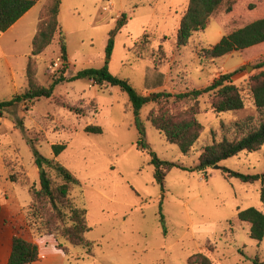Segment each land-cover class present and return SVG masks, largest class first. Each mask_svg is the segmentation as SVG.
Returning <instances> with one entry per match:
<instances>
[{
	"label": "rangeland",
	"instance_id": "obj_1",
	"mask_svg": "<svg viewBox=\"0 0 264 264\" xmlns=\"http://www.w3.org/2000/svg\"><path fill=\"white\" fill-rule=\"evenodd\" d=\"M189 0H63L60 23L65 35L66 57L60 42L36 57V78L48 86L53 79L70 77L108 62L112 74L130 80L141 94L161 91L172 94L201 89L224 73L232 78L244 98V108L216 113L212 93L199 97L197 119L204 131L188 154L168 142L148 119L158 104H145L138 117L128 94L118 86L99 87L88 78L63 81L52 98L18 104L0 118V198L6 226L15 227L26 238L37 236L29 185L40 188L39 168L34 163L28 139L46 157H54V144H67L58 160L81 181L73 196L88 209L90 231L86 237L97 243L90 256L81 246L60 239L63 264H191L192 255L203 252L214 264L264 262V239H253L250 224L238 218L241 209L255 207L264 212L261 181L244 183L227 178L223 168L264 175V146L222 161L221 168L199 170L204 147L234 139L257 127L263 117L250 90L252 75L264 70V42L219 58H207L204 49L256 19L264 17V0H226L211 17L209 26L193 33L185 47L177 45L180 20ZM231 6V10L228 7ZM123 13L127 24L118 32L111 55H107L110 31ZM24 28L7 32L1 39L0 100L10 99L28 87L25 71L31 56L32 37ZM148 33V44L136 48ZM1 34V32H0ZM141 52V57L139 53ZM65 65L56 70L54 62ZM248 66H251L248 69ZM14 70L17 87L13 82ZM170 113H185L193 104L173 98L163 102ZM22 120L25 133L16 126ZM99 125L103 133H87L88 125ZM174 166L164 181V190L154 178L150 151ZM15 175L17 182L10 180ZM27 180L29 185L23 181ZM33 223V224H32ZM5 226V227H6ZM47 261V253H40Z\"/></svg>",
	"mask_w": 264,
	"mask_h": 264
},
{
	"label": "trees",
	"instance_id": "obj_2",
	"mask_svg": "<svg viewBox=\"0 0 264 264\" xmlns=\"http://www.w3.org/2000/svg\"><path fill=\"white\" fill-rule=\"evenodd\" d=\"M40 0H0V32H6L24 14H26ZM226 0H189L188 6L183 13L180 26L177 32V45L185 47L190 43L193 33L205 30L211 17L220 9ZM231 10V6L228 7ZM61 0H48L40 12L38 30L32 41V52L26 68L28 87L22 93H17L10 99L0 100V118L4 117L7 110L15 108L18 104L32 103L40 98H52L56 86L67 80L73 81L80 78H88L99 87L109 84L118 86L125 91L131 103V108L136 117L139 116L141 108L155 101L158 106L152 109L148 115L151 124L159 130L166 140L179 147L183 154H188L194 144L198 141L204 131L203 124L197 119L199 113V97L205 93H212V108L216 113L238 111L244 108V98L240 88L232 81L233 76L238 72L224 73L214 81L201 89H192L186 92L172 94L166 91L144 95L139 93L127 78H121L112 74L108 62L101 68H87L70 77L61 76L55 78L48 86L39 83L36 78L37 62L36 57L43 53L58 38L62 58L66 61V41L60 23ZM127 13L117 20L116 26L110 31V38L107 45V55L110 56L114 47L115 37L118 32L127 24ZM148 33L140 41H136V48L148 44ZM264 42V17L256 19L232 32L224 35L219 42L204 49L207 58H219L234 52L243 51L249 47ZM139 57H141V52ZM264 66V61L259 68ZM250 90L254 105L263 114L262 120L257 127L246 131L245 125L239 123L241 136L230 139L225 136L221 141L214 142L204 147L199 157V170L214 167L222 161L239 155L242 152H255L264 146V70L252 75L250 78ZM171 98L175 102L190 100L193 104L185 113H170L163 102ZM25 133V126L20 119L16 122ZM87 133L101 134L103 128L99 125H88L85 127ZM140 138L138 144L143 150L150 151L143 141V130L139 127ZM34 157V163L39 168L40 188L29 185L27 180L23 182L29 185V192L33 196L32 210L36 218L37 236L54 235L58 240L59 248H62L61 238L75 246H81L90 256L95 255L96 241L86 237L90 231L88 224V209L85 204L78 202L73 196L74 190L82 188L78 177L62 164L57 158L66 150L67 144H54V157L44 156L36 147L32 139H28ZM151 159L149 164L154 166V178L161 189L164 190V181L167 174L174 166L187 169L183 165L161 159L155 152L150 151ZM43 169V170H41ZM223 172L227 178H238L244 183L253 184L261 181L264 185V175L243 173L224 167ZM10 180L17 182L15 175ZM264 196V187L262 197ZM5 208L0 198V235L5 224ZM238 218L250 224V236L261 242L264 239V212L250 207L241 209ZM33 224V223H32ZM12 252L8 264H33L40 260L39 245L33 239L26 238L19 234L15 227ZM191 264H214L210 257L198 252L189 259ZM253 264H264L257 257Z\"/></svg>",
	"mask_w": 264,
	"mask_h": 264
},
{
	"label": "crops",
	"instance_id": "obj_3",
	"mask_svg": "<svg viewBox=\"0 0 264 264\" xmlns=\"http://www.w3.org/2000/svg\"><path fill=\"white\" fill-rule=\"evenodd\" d=\"M48 0H40L36 3L35 6H33L26 14H24L14 25H12L6 32H1L0 34V58L5 55L3 51V46L1 45V39L6 36L7 32L13 31L18 28H24L23 30H26L28 32V35L33 38L38 30V23H39V17L40 12L42 11V8L44 4ZM62 1L61 0V7H62ZM61 18V10H60V16ZM32 51V49H31ZM69 64V61H66ZM26 71V67H25ZM12 80L15 83V85L18 87L19 83L17 82V77L12 70ZM4 86L3 83L0 82V87ZM13 236L14 231L12 227L6 226L3 228L1 235H0V264H8L11 252H12V242H13ZM37 244L39 245V251L40 253L44 252L48 254L49 259L47 261H44L43 259H40L39 261L34 262L33 264H63L65 260V255L62 253V250H60L57 246V241L52 236H42L39 238L33 239Z\"/></svg>",
	"mask_w": 264,
	"mask_h": 264
},
{
	"label": "built area",
	"instance_id": "obj_4",
	"mask_svg": "<svg viewBox=\"0 0 264 264\" xmlns=\"http://www.w3.org/2000/svg\"><path fill=\"white\" fill-rule=\"evenodd\" d=\"M65 63L59 58L57 61L54 62V68L56 70H60L64 68Z\"/></svg>",
	"mask_w": 264,
	"mask_h": 264
},
{
	"label": "water",
	"instance_id": "obj_5",
	"mask_svg": "<svg viewBox=\"0 0 264 264\" xmlns=\"http://www.w3.org/2000/svg\"><path fill=\"white\" fill-rule=\"evenodd\" d=\"M250 68H251V66H248V69H250ZM214 167L217 169L221 168V166L219 164L215 165ZM41 170H43V169H41Z\"/></svg>",
	"mask_w": 264,
	"mask_h": 264
}]
</instances>
